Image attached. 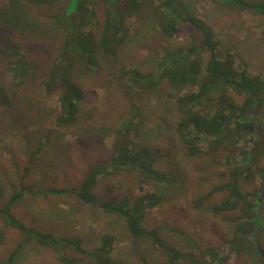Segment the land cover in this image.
<instances>
[{"label":"trees","instance_id":"trees-1","mask_svg":"<svg viewBox=\"0 0 264 264\" xmlns=\"http://www.w3.org/2000/svg\"><path fill=\"white\" fill-rule=\"evenodd\" d=\"M54 1L0 0V16L7 25L1 22L0 29L4 25L9 32L0 35L1 41H5L0 59L12 73L9 81L0 75V109L21 115L30 106V94L36 92L42 100L55 95L54 123L59 128H67L78 120L79 104L85 98L75 81L76 71H94L106 58L122 51L128 43L129 24L133 18L149 16L159 34L169 40L179 35L182 25H188L192 33L186 47L173 52L167 50L155 73H142L131 64L120 70V77L140 91L160 85L170 90L169 97L174 99L178 114L174 131L185 160L193 163L195 158L208 154L221 157L220 165L227 170L218 174L223 182L211 185L204 194L191 196L188 207L191 210L206 207L223 215V220L233 231L220 246H208L196 252L181 250L165 242L161 228L146 226L148 212L162 202L155 192L113 201L95 193L101 178L126 172L137 173L142 181L169 182L159 166L168 160L171 152L138 142L136 135L140 122L136 124L132 116L120 125L109 160L93 166L80 185L41 189L20 183L13 189L9 199L0 205V219L22 239L10 251L5 264L13 263L21 249L30 243L53 251L59 264L81 263L79 258L66 255V251L87 256L93 264H124L113 256L115 237L111 234H102L98 244L87 249L78 237L60 238L42 232L26 226L12 213V207L24 197L68 194H73L84 205L122 219L127 234L135 242L150 243L161 253L166 264H225L231 255L239 257L252 250L257 254V263L264 264V244L257 240L259 232L264 231L261 215L264 205V119L259 118L264 114V79L251 74L245 64L236 63L234 56L221 46L214 30L182 0H71L68 14L58 15V18L52 16L63 30L62 48L44 65L46 75L32 86L33 70L41 63L31 59L30 47L35 39V44L44 39L36 29L30 11L50 6ZM212 1L264 16V0ZM98 11L103 15L101 22L96 21ZM234 97L240 98V103ZM48 144L49 137H46L34 155L38 157L41 148ZM240 180L260 183L253 191L244 192ZM220 195L225 197L218 199ZM174 231L184 239L187 237L183 231Z\"/></svg>","mask_w":264,"mask_h":264},{"label":"rangeland","instance_id":"rangeland-1","mask_svg":"<svg viewBox=\"0 0 264 264\" xmlns=\"http://www.w3.org/2000/svg\"><path fill=\"white\" fill-rule=\"evenodd\" d=\"M182 1L214 30L221 46L234 56L236 63L245 64L251 74L264 79V16L227 8L212 0ZM70 2L55 0L50 6L30 11V17L36 21V29L44 39L36 44L35 39L30 47L31 59L41 63L33 70L32 86L46 75L44 65L62 48L63 30L52 16L58 18V15L67 13ZM96 21H103L101 11L97 12ZM1 22L6 25L4 17L0 16ZM4 25L0 35L9 33ZM129 27L128 43L122 51L106 58L94 71H76L75 81L85 98L79 104L78 120L72 125L67 128L55 125V95L42 100L36 92L30 94V106L21 115L0 109V205L9 199L20 183L41 189L80 185L93 166L109 160L120 125L133 116L136 124L140 122L136 135L138 142L171 152L168 160L159 166L169 182L142 181L137 173L126 172L101 178L95 193L113 201L124 196L155 192L162 202L148 212L146 226L161 228L167 244L195 252L208 246H220L233 229L223 220V215L206 207L191 210L188 201L191 196L204 194L211 185L223 182L218 174L227 170L220 165L221 157L208 154L195 158L193 163L185 160L174 131L178 114L174 99L169 97L170 90L160 85L149 91H140L120 77V70L131 64L142 73H155L167 50L173 52L186 47L192 29L182 25L179 35L169 40L159 34L154 21L147 15L133 18ZM4 50L5 41L0 39V54ZM0 75L8 81L12 76L1 59ZM234 98L240 103V98ZM259 118L264 119V114ZM46 137H49L50 144L41 148L36 157L38 145L43 144ZM240 181L244 192L253 191L260 183L257 180ZM224 197L220 195L218 199ZM12 213L26 226L42 232L60 238L78 237L87 249L96 246L102 234H111L115 237L113 256L124 264H166L161 253L150 243L135 242L127 234L122 219L84 205L73 194L48 198L27 196L12 207ZM261 215L264 220V205ZM175 229L183 231L187 237L184 239L175 233ZM21 239L17 231L5 227L0 219V264L7 263L10 251ZM258 239L264 244V231L259 232ZM66 255L79 258L80 264H93L87 256L72 251H66ZM11 264L59 263L53 251L30 243L21 249ZM225 264H258L257 254L252 250L239 257L231 255Z\"/></svg>","mask_w":264,"mask_h":264}]
</instances>
